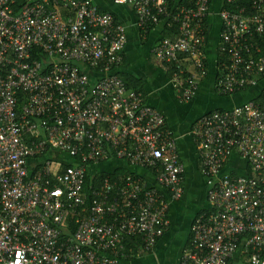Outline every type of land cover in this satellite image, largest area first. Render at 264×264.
<instances>
[{"label":"built area","instance_id":"obj_1","mask_svg":"<svg viewBox=\"0 0 264 264\" xmlns=\"http://www.w3.org/2000/svg\"><path fill=\"white\" fill-rule=\"evenodd\" d=\"M18 1L0 0V264H121L132 241L151 253L169 204L182 198L185 168L164 116L117 75L126 27L93 0H24L15 13ZM111 1L132 9L143 39L176 25L151 54L174 67L178 104L190 102L207 72L211 0ZM241 1L216 11L222 97L264 81V0ZM190 135L208 208L193 219L178 264H264V86L256 101L202 115ZM54 154L73 163L55 165ZM112 159L151 174L155 186L128 175L85 193V164ZM233 159L251 175L225 172Z\"/></svg>","mask_w":264,"mask_h":264},{"label":"crops","instance_id":"obj_2","mask_svg":"<svg viewBox=\"0 0 264 264\" xmlns=\"http://www.w3.org/2000/svg\"><path fill=\"white\" fill-rule=\"evenodd\" d=\"M101 12H107L113 15V17L119 22V24L126 27L127 30V43L123 51V59L119 68L116 70L118 75H132L133 77L140 79L143 83V94L145 95L146 103L152 108L159 111L165 118V124L177 140L179 157L186 168V160L189 156L193 155L189 160L194 164L195 174L192 177L190 174L184 173L183 183V195L182 198L174 203L169 204L167 211V218L169 226L164 235L158 239L154 250L151 253L143 252L138 242H129V253L125 255V259L121 261V264H178L182 249L189 244L190 240V225L196 215L204 212L208 208L206 200V184L198 171V159L196 157L195 149L191 141V137L187 138L186 135L190 133V128L193 123L202 115L216 111V110H231L236 108L250 100H253L259 95L261 86L258 89H253L250 92L240 93L243 96L242 102L232 103L228 107H219L217 102H214V106H207L198 116L187 125L181 124L173 114L174 107L182 106L178 104L176 100V94L173 89V84L169 80L167 70L159 62L156 61L151 54L152 47L157 44L162 37V28L157 26L147 35L146 38H142L135 28V16L133 11L128 6L115 5L111 0H93ZM219 0H216L215 6L212 9V15L208 19L209 34L211 32L212 25L217 26L216 42L213 47V54H207V44L205 46V54L207 57V72L206 75L200 80L199 87L205 86L206 93L211 96L217 95L214 91L215 81V57L216 46L219 32V19L216 17V11L218 9ZM212 68L214 73L212 76H208V70ZM90 77H95V74L87 71ZM202 83V84H201ZM201 85V86H200ZM194 98L190 101L193 102L198 98V88ZM218 96V95H217ZM238 96V95H237ZM232 97V96H231ZM224 98V97H223ZM229 98V97H225ZM234 96L232 97V99ZM207 100V99H206ZM205 100V104L207 101ZM187 103V104H190ZM221 105V104H219ZM181 126H183L181 128ZM180 129H184L180 131ZM185 129L187 132L185 133ZM191 150V155H189ZM188 152V154H187ZM54 160V164L69 163L73 161L66 155L54 154L51 156ZM127 165L122 161L110 160L106 163L91 166V172L114 174L127 171ZM56 169V168H55ZM126 169V170H125ZM225 170L236 171L244 170L243 163L237 159H233L227 164ZM131 173L136 176L142 177L143 181L147 185L155 186L154 179L151 174H148L142 170H131ZM128 175V174H127ZM204 190V193L200 194L197 189ZM162 194L166 197V192L162 191ZM137 249L139 252L133 256V250Z\"/></svg>","mask_w":264,"mask_h":264},{"label":"trees","instance_id":"obj_3","mask_svg":"<svg viewBox=\"0 0 264 264\" xmlns=\"http://www.w3.org/2000/svg\"><path fill=\"white\" fill-rule=\"evenodd\" d=\"M38 1H41V0H33L32 3H35V2H38ZM50 2L52 0H49ZM219 0V4H218V7L220 6V4L224 5L223 7H225L226 5V2L225 0ZM189 0H180L178 5H186V6H189ZM215 3H216V0H211V8L213 9L214 6H215ZM241 3H244L248 8H250V4H251V0H242ZM24 0H19L14 6H13V11L16 13L23 5H24ZM115 19V18H114ZM116 23H119L116 19H115ZM171 22V21H170ZM203 28L205 30V37H206V44L208 43V38H209V24H208V20L205 19L203 20ZM173 28H167L166 24H163L162 25V32L161 34L163 35V37L169 35L171 33V31H174L176 29V25H173L172 26ZM154 28L151 27L150 30H149V33L150 31H152ZM148 33V34H149ZM147 34V35H148ZM146 35V37H147ZM145 37V38H146ZM259 45L262 49V53L261 55H264V38H261L259 41ZM205 44V46H206ZM33 54V53H32ZM32 58L36 59L37 57L33 54ZM207 58V57H206ZM220 60V57H218V61ZM162 66H164L167 70V73H168V77H169V80L172 79V73H173V69L174 67L172 65H165V64H161ZM207 66V65H206ZM207 68V67H206ZM118 75V74H117ZM119 78L123 81V83H125L127 89L129 90H133V91H137V92H140L143 94V83L140 79H137L135 77H133L132 75H118ZM259 86H264V81L262 80V83L258 85ZM258 87L254 88V89H258ZM262 87L259 89L261 91ZM253 89H247L241 93H244V92H250L252 91ZM217 94V93H216ZM239 94V93H237ZM235 94V95H237ZM218 95V94H217ZM219 96V95H218ZM234 96V95H232ZM226 97H231V96H226ZM260 98V92H259V95L253 99V101H256ZM252 101V100H250ZM166 125V124H165ZM167 128V126H166ZM79 159V158H78ZM75 160V161H79V160ZM74 160V159H73ZM79 163V162H78ZM127 165V164H126ZM91 164L90 163H87L85 164V169H86V172H85V182H84V192L87 193L89 195L90 193V189L91 188H94L95 186H98L100 184V182H102V180H104L105 178L109 179L110 181H116L118 183H122L124 180V177L128 176V175H131V176H136V174L134 173H131L132 171L131 170H135L137 168H132L130 166L127 167V171H122L121 173H114V174H105V173H96V174H93L91 172ZM243 168H244V175H251V172L249 170V168H245V166L243 165ZM61 170H63V168L61 166H59V168H57V172H60ZM126 170V169H125ZM138 170V169H137ZM225 170V168L223 169ZM147 171H151V170H147ZM152 172V171H151ZM150 172V173H151ZM225 172H228V174L230 176H235V175H240L242 174V172H237L232 170V171H229V170H225ZM128 174V175H127ZM89 202V201H88ZM206 211V210H205ZM204 211V212H205ZM190 242V240H189ZM128 243L126 242V247H127ZM135 249V248H134ZM129 246L127 247L126 251H125V255L129 253ZM139 252L137 251V249L133 250V256L137 255ZM125 259V257H124Z\"/></svg>","mask_w":264,"mask_h":264},{"label":"rangeland","instance_id":"obj_4","mask_svg":"<svg viewBox=\"0 0 264 264\" xmlns=\"http://www.w3.org/2000/svg\"><path fill=\"white\" fill-rule=\"evenodd\" d=\"M216 35H217V26L216 25H212L211 28V32L208 38V44H207V54L210 56L213 54V47L215 45L216 42ZM214 73L212 68H209L207 75L208 76H212ZM202 84V83H201ZM201 86V85H200ZM200 88V92L198 95V98L201 96V99L199 100H194L193 102H190V104H182V106H175L173 109V114L174 117L181 122L182 125L185 124L186 127H188L187 125H189V123L193 120L194 117L198 116L202 111H204V109L207 108V106L209 105H213L214 106V102H217V105L219 107H228L229 105H232V103H238V102H242L243 96L237 94L234 95V98L232 99V97L229 98H223L222 96H217V95H213L211 96L210 94L206 93V87L202 86L199 87ZM199 91V89H198ZM207 99V100H206ZM205 100L207 101V103L205 104ZM189 103V102H188ZM221 104V105H219ZM181 105V104H180ZM183 126H181L182 128ZM184 129H180V131H183ZM187 132V130L185 129V133ZM189 136L190 133L188 132V134L186 135L187 138H190ZM189 155H191V150H189ZM188 154V152H187ZM193 155L189 156L188 159L186 160L187 164H185L186 168H185V172L186 174H190L192 177L195 174V169H194V164L189 160V158H191ZM237 172H242V174H244V170H237ZM197 192L202 194L204 193V190L202 189H197Z\"/></svg>","mask_w":264,"mask_h":264}]
</instances>
